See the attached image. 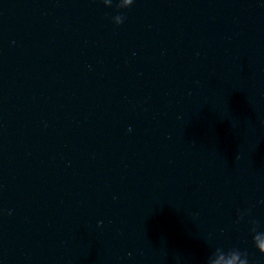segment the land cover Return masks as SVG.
Here are the masks:
<instances>
[{"label":"water","instance_id":"95a60500","mask_svg":"<svg viewBox=\"0 0 264 264\" xmlns=\"http://www.w3.org/2000/svg\"><path fill=\"white\" fill-rule=\"evenodd\" d=\"M254 227L264 0H0V264H261Z\"/></svg>","mask_w":264,"mask_h":264},{"label":"clouds","instance_id":"9594fccd","mask_svg":"<svg viewBox=\"0 0 264 264\" xmlns=\"http://www.w3.org/2000/svg\"><path fill=\"white\" fill-rule=\"evenodd\" d=\"M118 10H121L120 3L118 5ZM118 16L119 15H117V17ZM123 22H124V20L122 22H120L119 24H117V26L122 25ZM253 233H254L253 242H254L256 248L258 249V251L261 254H264V241H261V236L264 233H257L255 227L253 228ZM258 241L260 242L259 244H258ZM244 255L247 257L246 253H244ZM238 260H239V255H237L236 252H234V250L229 251L227 253H225L222 250L216 264H236V261H238Z\"/></svg>","mask_w":264,"mask_h":264}]
</instances>
